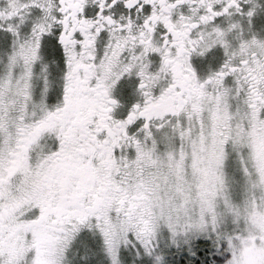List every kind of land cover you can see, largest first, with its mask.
Masks as SVG:
<instances>
[{
    "label": "snow or ice",
    "instance_id": "1",
    "mask_svg": "<svg viewBox=\"0 0 264 264\" xmlns=\"http://www.w3.org/2000/svg\"><path fill=\"white\" fill-rule=\"evenodd\" d=\"M0 264H264V0H0Z\"/></svg>",
    "mask_w": 264,
    "mask_h": 264
}]
</instances>
